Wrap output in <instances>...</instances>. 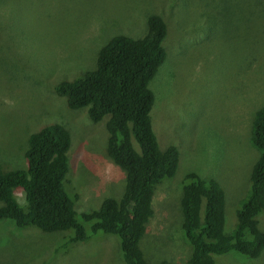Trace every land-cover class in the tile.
<instances>
[{"label": "rangeland", "instance_id": "obj_1", "mask_svg": "<svg viewBox=\"0 0 264 264\" xmlns=\"http://www.w3.org/2000/svg\"><path fill=\"white\" fill-rule=\"evenodd\" d=\"M256 1L0 0V165L25 168L29 135L60 121L70 129L75 209L91 211L106 197L119 198L125 176L106 154V117L91 121L86 108H68L53 89L94 68L98 50L110 36H142L147 14H160L167 27L168 57L149 85L152 125L160 148L175 143L179 159L174 175L155 187L154 215L139 244L148 260L185 264L190 246L180 227V198L186 172L222 180L230 196L225 227L230 231L234 206L246 197L258 158L249 141L251 114L264 100V0ZM218 5L229 8L209 32L187 29L197 23L201 10L218 16ZM180 34L186 41L179 40ZM181 52L186 53L178 56ZM254 56L251 67L244 58ZM14 196L24 204L22 190L14 189ZM258 219L264 230V211ZM70 234L1 218L0 264H125L115 235L89 232L90 239L71 244ZM215 256L216 264H264V249L256 259L235 252Z\"/></svg>", "mask_w": 264, "mask_h": 264}, {"label": "trees", "instance_id": "obj_2", "mask_svg": "<svg viewBox=\"0 0 264 264\" xmlns=\"http://www.w3.org/2000/svg\"><path fill=\"white\" fill-rule=\"evenodd\" d=\"M214 8L218 16L210 17L201 10L197 23L187 29L209 32L225 18L229 6ZM166 34L163 17L150 12L142 36H110L99 48L94 68L60 81L53 89L65 98L68 108H86L91 121L107 117L106 154L124 171L123 194L104 198L91 211L75 209L78 195L69 179L70 129L52 120L29 135L25 168L6 170L0 165V219H12L18 226L33 224L44 231L70 230L67 243L71 244L90 239L89 232L102 231L118 238L125 264H177L169 259H146L139 244L154 215L155 187L173 176L178 164L175 143L160 148L151 115L154 93L149 85L167 60ZM179 40L186 41L182 34ZM254 57L249 61L244 58L245 63L254 66ZM173 73L170 68L169 76ZM251 115L249 140L259 155L251 168L247 195L234 208L230 231L225 228L229 201L222 181L195 170H188L182 179L180 227L190 246L185 264H216L215 255L228 252L256 259L264 249V230L258 219L264 211V100ZM16 188L24 192L22 205L14 196Z\"/></svg>", "mask_w": 264, "mask_h": 264}, {"label": "clouds", "instance_id": "obj_3", "mask_svg": "<svg viewBox=\"0 0 264 264\" xmlns=\"http://www.w3.org/2000/svg\"><path fill=\"white\" fill-rule=\"evenodd\" d=\"M69 80L70 79H72V78H68ZM153 109V108H152ZM106 117V116H105ZM252 117H253V115H251V120H252ZM106 119H107V117H106ZM106 121V120H105ZM249 136H250V131H249ZM250 141V140H249ZM253 147V146H252ZM254 148V147H253ZM258 152V155H259V151H257ZM257 155V156H258ZM178 159H179V156H178ZM254 164V163H253ZM253 166V165H252ZM251 172V171H250ZM250 177V176H249ZM222 181V180H221ZM224 186V185H223ZM247 186H248V180H247ZM225 196H226V200H228V201H230V196H229V194H228V192H226L225 193ZM229 203V202H228ZM227 205V204H226ZM237 206V205H236ZM236 206H234V208L236 207ZM234 219H235V216H234ZM226 220H227V218H226ZM235 221V220H234ZM225 225H226V223H225Z\"/></svg>", "mask_w": 264, "mask_h": 264}, {"label": "bare ground", "instance_id": "obj_4", "mask_svg": "<svg viewBox=\"0 0 264 264\" xmlns=\"http://www.w3.org/2000/svg\"><path fill=\"white\" fill-rule=\"evenodd\" d=\"M133 250V249H132ZM252 256V255H251Z\"/></svg>", "mask_w": 264, "mask_h": 264}]
</instances>
